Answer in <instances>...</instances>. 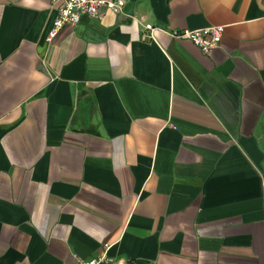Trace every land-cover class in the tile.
<instances>
[{
	"label": "crops",
	"instance_id": "1",
	"mask_svg": "<svg viewBox=\"0 0 264 264\" xmlns=\"http://www.w3.org/2000/svg\"><path fill=\"white\" fill-rule=\"evenodd\" d=\"M55 13L0 0V264H264V0Z\"/></svg>",
	"mask_w": 264,
	"mask_h": 264
},
{
	"label": "built area",
	"instance_id": "2",
	"mask_svg": "<svg viewBox=\"0 0 264 264\" xmlns=\"http://www.w3.org/2000/svg\"><path fill=\"white\" fill-rule=\"evenodd\" d=\"M123 3L124 0H51V5L55 6L56 13L48 32L47 40L53 38L65 25L75 27L83 15L98 17L102 9L118 13ZM146 28L152 29L150 25H147ZM171 34L173 37L192 41L203 53L208 54L219 45L221 28L208 26L195 30L175 31ZM76 264H127V262L123 258H114L103 252L101 255L90 259H77Z\"/></svg>",
	"mask_w": 264,
	"mask_h": 264
}]
</instances>
